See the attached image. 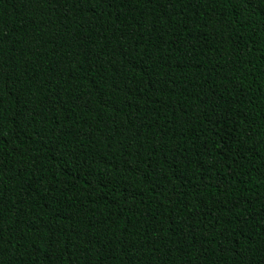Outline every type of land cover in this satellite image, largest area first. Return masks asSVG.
<instances>
[{
	"label": "trees",
	"instance_id": "16d2710c",
	"mask_svg": "<svg viewBox=\"0 0 264 264\" xmlns=\"http://www.w3.org/2000/svg\"><path fill=\"white\" fill-rule=\"evenodd\" d=\"M0 264H264V0H0Z\"/></svg>",
	"mask_w": 264,
	"mask_h": 264
}]
</instances>
